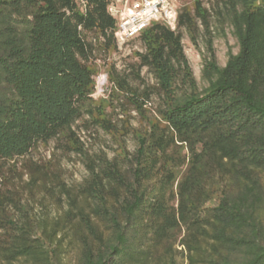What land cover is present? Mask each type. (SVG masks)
I'll list each match as a JSON object with an SVG mask.
<instances>
[{"label": "trees", "instance_id": "trees-1", "mask_svg": "<svg viewBox=\"0 0 264 264\" xmlns=\"http://www.w3.org/2000/svg\"><path fill=\"white\" fill-rule=\"evenodd\" d=\"M109 3L0 0V264H264V0H219L238 52L219 67L209 41L205 87L183 35H211L215 14L193 0L179 32L136 38L132 74L156 84L135 88L104 61L109 97L95 99L100 55L120 52ZM98 130L113 158L86 148ZM72 156L88 171L76 185Z\"/></svg>", "mask_w": 264, "mask_h": 264}, {"label": "rangeland", "instance_id": "rangeland-1", "mask_svg": "<svg viewBox=\"0 0 264 264\" xmlns=\"http://www.w3.org/2000/svg\"><path fill=\"white\" fill-rule=\"evenodd\" d=\"M193 0H182V5H189ZM203 2L204 7L208 8L215 14V18L212 20L211 24V35L207 34V32L201 26L200 34L197 40V43L194 44L188 34L184 32L183 35V45L184 51L189 62V65L193 71V74L201 88L206 86V82L203 79V70L205 67V60L210 59V51L208 49L209 41L213 42V50L216 57V62L219 67H225L229 52L232 51L234 54L238 52V48L236 45V40L233 36V29L229 22L225 20L222 16H217V12L222 9V5L219 4V0H201ZM134 51H138L143 53L144 49L139 40L135 39L128 44V48L126 50L120 51L119 53H115L106 57L105 55H100L101 58L100 66L101 71L99 70V74L103 75V78L107 80L108 83V68L103 64V62H107L108 64H115L117 70L129 76L130 84L135 88H143L144 85L153 86L156 84L153 76L150 75L147 69L143 68L140 70L141 80L134 77L132 74L133 65L137 64L139 61L137 57L133 55ZM98 64V63H97ZM101 81H97L100 84H103L104 79ZM96 81V82H97ZM144 84V85H143ZM96 83L97 89L96 94L94 95L95 99H107L109 95L107 93H103L99 86ZM159 99L155 95L152 97L150 102L148 103V108L151 110V114H153L159 104ZM111 112V109L108 110ZM131 115V123L133 126L138 127L140 124V118L136 112L130 113ZM115 120H122L125 116L121 115L120 111L117 110L114 115ZM82 138L85 142L86 148L88 149L90 154H100L101 152L107 154L108 158H113L115 154V150L117 146L112 142L111 138L105 135L101 130L92 131L91 135L82 134ZM126 145L129 152H133L135 148V140L133 138L126 139ZM48 155V151L45 149H40L35 158L37 160H41L46 158ZM63 168L65 170V177L67 182L70 185H76L83 182V180L88 176V171L84 161H81L80 158L72 156L69 158H65L63 160ZM43 209L40 205H35L34 213L37 218L43 217ZM55 208H51V215H55Z\"/></svg>", "mask_w": 264, "mask_h": 264}, {"label": "built area", "instance_id": "built-area-1", "mask_svg": "<svg viewBox=\"0 0 264 264\" xmlns=\"http://www.w3.org/2000/svg\"><path fill=\"white\" fill-rule=\"evenodd\" d=\"M74 1L80 9H87L88 0ZM181 2L182 0H110L107 10L116 20L114 38L118 50H126L131 41L153 24H162L173 32H179V16L184 7ZM98 66L101 71L100 61ZM102 78L103 75L99 74L98 81ZM98 81L96 83L99 85ZM103 81L98 87L105 93L106 78Z\"/></svg>", "mask_w": 264, "mask_h": 264}]
</instances>
